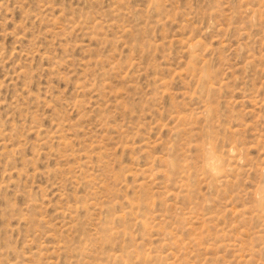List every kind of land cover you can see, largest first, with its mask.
<instances>
[{
	"label": "rangeland",
	"instance_id": "374dc122",
	"mask_svg": "<svg viewBox=\"0 0 264 264\" xmlns=\"http://www.w3.org/2000/svg\"><path fill=\"white\" fill-rule=\"evenodd\" d=\"M0 264H264V0H0Z\"/></svg>",
	"mask_w": 264,
	"mask_h": 264
}]
</instances>
